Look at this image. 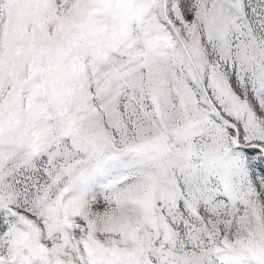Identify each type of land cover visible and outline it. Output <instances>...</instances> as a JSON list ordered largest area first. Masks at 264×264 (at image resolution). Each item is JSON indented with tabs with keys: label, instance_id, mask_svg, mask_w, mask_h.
<instances>
[{
	"label": "snow or ice",
	"instance_id": "6c2138e0",
	"mask_svg": "<svg viewBox=\"0 0 264 264\" xmlns=\"http://www.w3.org/2000/svg\"><path fill=\"white\" fill-rule=\"evenodd\" d=\"M0 264H264V0H0Z\"/></svg>",
	"mask_w": 264,
	"mask_h": 264
}]
</instances>
